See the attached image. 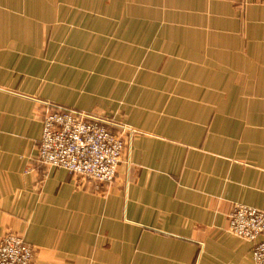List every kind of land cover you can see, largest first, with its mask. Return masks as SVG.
I'll list each match as a JSON object with an SVG mask.
<instances>
[{
  "label": "crops",
  "instance_id": "obj_1",
  "mask_svg": "<svg viewBox=\"0 0 264 264\" xmlns=\"http://www.w3.org/2000/svg\"><path fill=\"white\" fill-rule=\"evenodd\" d=\"M47 100L138 130L111 184L38 161ZM236 203L264 209V0H0V238L34 264H256Z\"/></svg>",
  "mask_w": 264,
  "mask_h": 264
},
{
  "label": "built area",
  "instance_id": "obj_2",
  "mask_svg": "<svg viewBox=\"0 0 264 264\" xmlns=\"http://www.w3.org/2000/svg\"><path fill=\"white\" fill-rule=\"evenodd\" d=\"M44 107L43 134L38 161L76 176L111 184L121 162L128 161L129 147L138 130L105 114L82 110L52 101ZM228 231L255 242L253 259L264 264V209L234 204L228 216ZM35 248L22 235L8 232L0 238V264H34Z\"/></svg>",
  "mask_w": 264,
  "mask_h": 264
},
{
  "label": "rangeland",
  "instance_id": "obj_3",
  "mask_svg": "<svg viewBox=\"0 0 264 264\" xmlns=\"http://www.w3.org/2000/svg\"><path fill=\"white\" fill-rule=\"evenodd\" d=\"M120 121H123V120L120 119ZM123 122H124V121H123Z\"/></svg>",
  "mask_w": 264,
  "mask_h": 264
}]
</instances>
